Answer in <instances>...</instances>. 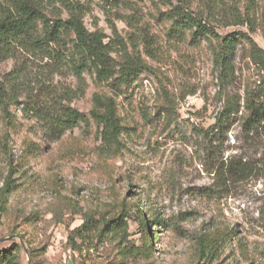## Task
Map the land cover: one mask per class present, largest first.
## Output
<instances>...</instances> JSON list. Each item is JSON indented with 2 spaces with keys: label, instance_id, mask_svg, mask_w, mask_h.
<instances>
[{
  "label": "rangeland",
  "instance_id": "1",
  "mask_svg": "<svg viewBox=\"0 0 264 264\" xmlns=\"http://www.w3.org/2000/svg\"><path fill=\"white\" fill-rule=\"evenodd\" d=\"M35 1L63 20L80 4L86 27L112 43L115 72L100 80L80 67L70 31L60 64L21 49L0 59L18 98L9 113L0 102V264H264V122L251 128L243 106L264 104V53L237 41L226 80L218 43L169 16L181 6L264 50V0ZM96 95L114 101L111 142ZM230 99L242 107L218 134ZM61 105L88 121L54 134L42 116Z\"/></svg>",
  "mask_w": 264,
  "mask_h": 264
},
{
  "label": "trees",
  "instance_id": "2",
  "mask_svg": "<svg viewBox=\"0 0 264 264\" xmlns=\"http://www.w3.org/2000/svg\"><path fill=\"white\" fill-rule=\"evenodd\" d=\"M70 9L71 13L67 19H51L44 15L40 4L35 0H0V59L14 53L16 49H21L36 56L54 58L55 62L60 64L67 56L56 45L60 43L63 35L70 31L75 34L76 47L81 53L80 67H88L90 64L96 69L97 77L100 80L111 78L115 72L114 60L111 55L112 43L106 41V35L102 32L90 31L86 27L84 11L80 4H70ZM169 16L173 18L178 29L190 31L193 38L198 37L200 39L203 37L218 43L215 57L226 80H229L233 74V60L237 41L245 39L251 45L253 55L260 56V52L264 53V50H260L256 42L246 33H240L239 36L233 34L222 36L212 26L204 23L203 19L198 18L181 6L173 7ZM39 20L44 22V34L42 36L37 30V21ZM131 73V68L123 71L124 76ZM11 81H15V78L10 80V83ZM16 90L15 82L9 90L0 81V102L7 113H9V104L18 99ZM95 101L92 115L99 120L100 125H104L103 136L111 142L117 138L119 129L114 101L99 95L95 96ZM243 106L251 112L247 119L251 128L255 129L264 122V104L258 103L250 96ZM241 107V104L235 106V102L230 99L218 121L212 127L213 131L218 134L223 133L226 123L235 113L239 112ZM42 117L53 133L58 136L74 128L78 123L88 121L85 114L66 105H61L57 110H47ZM233 167L235 166L230 164L227 170L233 173ZM86 226L85 222L82 226L75 228L74 233H80ZM146 228H149L148 222ZM76 247L77 244L74 242V248ZM202 247V250L206 252L207 245H202Z\"/></svg>",
  "mask_w": 264,
  "mask_h": 264
}]
</instances>
